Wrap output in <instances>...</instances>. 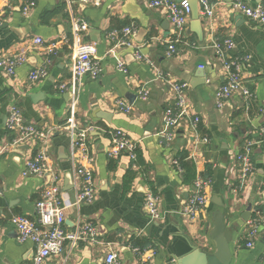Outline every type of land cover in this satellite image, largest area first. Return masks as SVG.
Here are the masks:
<instances>
[{
    "label": "crops",
    "instance_id": "1",
    "mask_svg": "<svg viewBox=\"0 0 264 264\" xmlns=\"http://www.w3.org/2000/svg\"><path fill=\"white\" fill-rule=\"evenodd\" d=\"M98 1L95 5L92 0H36L34 9L24 17L18 0H0V10L9 12L8 5L13 8L2 18L0 58L22 49L26 54V62L16 68L12 78L0 70V264H27L31 260L34 245L17 241L10 220L13 216L35 219L34 205L47 182L46 176L21 175L37 146L31 150L3 149L14 136L5 126L13 105L20 108L27 123L52 132L48 141L50 165L61 175L67 203L74 201V190L64 185L65 175L72 179V139L63 127L71 122L92 127L89 150L96 181L95 199L79 207L68 206L64 214L70 231L79 221L92 222L100 244L78 242L71 247L67 243L61 257L46 264H103L110 249L117 252L123 264H136L138 257L132 252L136 240L149 243L148 248L154 250L153 264H176V259L193 247L212 252L207 231L212 226L213 212L219 209L212 201L223 204L220 210L231 231V264H264L263 147H252L253 172L243 185L238 180L235 159L246 140L257 141L253 131L264 124V26L232 13L230 0H212L213 16L207 19L198 14L199 28L193 26L190 17L182 41L176 44L177 54L168 58L165 41L170 36V25L160 10L148 7V0ZM246 1L254 5L260 0ZM52 11L55 12L45 19L44 13ZM76 22L86 25L79 35L74 32ZM130 24L136 26L134 47L114 49L110 34ZM35 38L59 45L50 58L48 77L31 83L28 73L42 66L46 58L43 49L32 44ZM225 38L235 43L234 55L248 57L241 77L253 94L249 113H245L239 98L222 108H217L214 101L224 72L211 47L213 41ZM81 44L95 46L102 73L95 80L83 78L76 82L72 94L60 93L57 85L70 82L72 50ZM136 50L149 62L136 61ZM119 62H123L124 71L118 69ZM172 83L188 84L187 108L201 122L195 130L180 125L167 146L158 135L166 130L163 116L165 108L173 103ZM144 89L148 98L140 101L137 94ZM117 100L130 105L131 111H118ZM100 113L109 115L108 121L98 118ZM115 130L136 142L141 162L140 166L136 164L138 171L132 170L125 155L117 159L108 155L110 133ZM182 157L194 165L196 177L210 180L206 188L208 209L195 221L180 214L192 194V184H183L182 170L179 172L171 163L172 159L180 163ZM129 170L136 175L125 191ZM146 191L160 198L158 221H150L143 210ZM246 211L250 217L245 222L242 216ZM254 222L260 226V239L248 249L246 233L249 223Z\"/></svg>",
    "mask_w": 264,
    "mask_h": 264
},
{
    "label": "built area",
    "instance_id": "2",
    "mask_svg": "<svg viewBox=\"0 0 264 264\" xmlns=\"http://www.w3.org/2000/svg\"><path fill=\"white\" fill-rule=\"evenodd\" d=\"M85 2L87 0H84ZM95 5L98 0H92ZM198 14L210 19L213 16L212 0H197ZM20 4V14L24 17L28 16L36 5V0H18ZM12 11L13 8L6 6ZM148 7L160 10L166 17L170 25V36L165 41L166 57H172L177 54L176 44L180 43L186 25L191 17V5L188 0L175 2L174 0H148ZM230 10L236 15H240L246 20L264 26V3L251 5L246 0H230ZM0 10V26L2 18L6 13ZM86 30L84 23L76 22L74 27L75 35H79ZM136 31V26L130 24L122 28L118 33L110 34V39L115 41L116 48H133L132 36ZM34 46L41 47L46 55L44 64L31 70L28 73L27 80L31 83L38 82L48 77V66L51 63L50 58L56 54L58 49L57 42L45 43L41 38L32 40ZM212 50L215 58L222 67L224 78L222 83L214 93V101L217 108L239 98L243 104L245 113H249L253 105V94L244 84L241 74L244 65L248 61V57L234 55L236 48L231 38L215 40L212 44ZM96 48L94 45L81 44L72 50V58L70 64V82H64L57 85L60 93H73L75 91L76 82L83 78L95 80L100 77L102 67L100 61L95 57ZM134 59L138 62L148 63V58L144 57L139 50L134 52ZM26 62V54L22 49L19 53L2 56L0 58V70L8 78L15 75L17 67ZM119 70H125L123 62L117 64ZM199 66V69H204ZM186 83H172L171 90L173 92V103L168 105L164 110L163 120L166 130L159 134L158 138L162 144L169 145L175 137V130L181 125L188 126L191 130H195L200 124L201 119L198 115H194L188 108L186 103ZM138 100L146 101L148 98L147 90L138 91ZM74 106V105H73ZM116 109L123 113H129L131 106L121 100L115 102ZM6 130L14 134L9 148L17 149L25 146L26 150L33 149L37 146L36 151L24 164L21 173L22 177L46 176L47 182L42 190L39 199L35 202V219H29L23 216H13L10 220L14 226L17 241L22 244L30 242L34 245V251L31 260L27 264H46L48 260L59 258L64 253V246L68 243L71 247L77 245L78 242L95 245L100 244L97 240L96 226L92 222L79 221L75 228L70 231L66 227V218L64 211L68 206L79 207L82 204H90L95 199L96 181L93 174V158L89 150V134L92 127L78 126L76 123H67L63 129L69 133L72 139V151L70 155V164L72 168V189L74 190L73 203H67L63 199V191L61 184V175L50 165V154L48 152V141L52 135L51 131H42L34 125L25 121L19 107L13 105L9 108L5 122ZM257 141L246 140L242 151L236 153L235 159L238 169V180L243 185L245 180L252 174L253 165L250 160L252 147L260 144L263 147L264 158V125L259 126L254 131ZM207 143L208 139H203ZM108 155L117 159L121 155H125L132 164V170L138 171L136 165L137 144L128 136L119 130L110 133V146ZM172 165L176 166L181 172L178 159L171 160ZM210 184V180H204L202 177H196L192 184V194L184 202L180 214L188 221L201 219L206 214L209 205V198L206 194V188ZM143 210L149 217L150 221H158L161 218L160 198L153 192L146 191L143 194ZM260 226L258 223H249L247 229L245 244L250 249L255 242L260 239ZM110 245V244H106ZM132 252L138 257L136 264H153L152 258L154 250L140 251L133 247ZM103 264H123L116 251L110 249L104 256Z\"/></svg>",
    "mask_w": 264,
    "mask_h": 264
},
{
    "label": "water",
    "instance_id": "3",
    "mask_svg": "<svg viewBox=\"0 0 264 264\" xmlns=\"http://www.w3.org/2000/svg\"><path fill=\"white\" fill-rule=\"evenodd\" d=\"M262 2H264V0L258 1V3ZM189 3L191 5V19L193 26L199 28L198 1L191 0L190 2L189 0ZM97 117L108 121L109 115L100 113ZM17 149L26 150V147L20 146ZM64 185L69 186V189L72 188L70 176L65 175ZM64 189L68 190L65 186ZM212 202L219 208L213 212L212 226L210 231H207L208 238L213 244V251L207 252L203 249L193 247L186 255L176 259V264H231V231L227 228L224 213L220 210L223 207V204L214 201ZM249 217V211H246L242 216L245 222L248 221Z\"/></svg>",
    "mask_w": 264,
    "mask_h": 264
},
{
    "label": "trees",
    "instance_id": "4",
    "mask_svg": "<svg viewBox=\"0 0 264 264\" xmlns=\"http://www.w3.org/2000/svg\"><path fill=\"white\" fill-rule=\"evenodd\" d=\"M61 9H62V7H60L58 10H61ZM53 12H55V11L45 12L44 15H43L44 18L47 19L49 16H51L53 14ZM252 109H253V105L251 106V110ZM262 125H264V124H262ZM135 163L137 165H139V166L141 164L139 159H137ZM180 167H181V170H182V183L185 184V185L193 184V182H194V180L196 178V172H195L194 165L190 161H185L184 158L182 157L181 158V162H180ZM135 175H136L135 172H132L130 170L128 171L126 179L124 181V189H125V191L129 190L130 184L133 181V179L135 178ZM208 175H209V173H208ZM207 178L208 177L203 176L204 180H207ZM133 246L135 248H138L140 251H145L146 249H150V247L148 248L149 243L143 242V241H139V240L134 241Z\"/></svg>",
    "mask_w": 264,
    "mask_h": 264
}]
</instances>
